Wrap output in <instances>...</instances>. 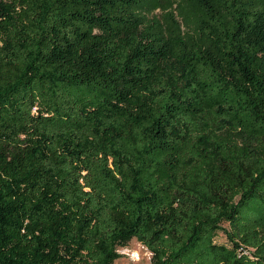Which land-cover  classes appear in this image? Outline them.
I'll list each match as a JSON object with an SVG mask.
<instances>
[{"label": "trees", "instance_id": "16d2710c", "mask_svg": "<svg viewBox=\"0 0 264 264\" xmlns=\"http://www.w3.org/2000/svg\"><path fill=\"white\" fill-rule=\"evenodd\" d=\"M132 238L264 264V0H0V264Z\"/></svg>", "mask_w": 264, "mask_h": 264}, {"label": "rangeland", "instance_id": "374dc122", "mask_svg": "<svg viewBox=\"0 0 264 264\" xmlns=\"http://www.w3.org/2000/svg\"><path fill=\"white\" fill-rule=\"evenodd\" d=\"M155 13L160 15L161 11L157 9ZM216 240L220 243L227 242V238L223 232L218 233ZM134 251L139 252V260H136L139 256ZM118 252L122 256L116 259L113 264H151L152 262V253L136 238H132L127 246L119 247Z\"/></svg>", "mask_w": 264, "mask_h": 264}, {"label": "bare ground", "instance_id": "6f19581e", "mask_svg": "<svg viewBox=\"0 0 264 264\" xmlns=\"http://www.w3.org/2000/svg\"><path fill=\"white\" fill-rule=\"evenodd\" d=\"M134 252H136L137 256H139V258L137 257L136 260H139L140 259L139 252L138 251H134Z\"/></svg>", "mask_w": 264, "mask_h": 264}]
</instances>
